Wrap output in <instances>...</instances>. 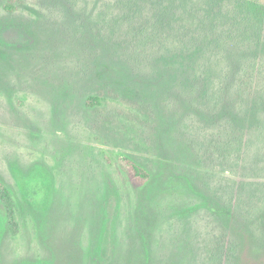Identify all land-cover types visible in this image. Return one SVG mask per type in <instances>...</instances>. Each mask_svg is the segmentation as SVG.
<instances>
[{"label": "rangeland", "instance_id": "1", "mask_svg": "<svg viewBox=\"0 0 264 264\" xmlns=\"http://www.w3.org/2000/svg\"><path fill=\"white\" fill-rule=\"evenodd\" d=\"M152 9L150 1L0 0V181L17 217L12 226L0 198V264H204L213 219L238 242L235 264H264V216L256 226L215 194L221 181L264 176L214 153L216 118L198 102L205 83L176 49L182 20L163 30ZM157 30L168 52L150 37ZM245 35L256 45L257 34ZM261 44L249 56L264 59ZM253 71L234 92L240 100L264 76ZM240 109L217 117L236 119L238 153L264 119V101ZM119 157L150 180L136 186Z\"/></svg>", "mask_w": 264, "mask_h": 264}, {"label": "trees", "instance_id": "2", "mask_svg": "<svg viewBox=\"0 0 264 264\" xmlns=\"http://www.w3.org/2000/svg\"><path fill=\"white\" fill-rule=\"evenodd\" d=\"M120 1L136 5L150 1L153 4L150 18L155 27L159 26L163 30L172 28L173 19L182 20L181 27L177 31L173 29L174 39L178 40V43L175 42L176 49L185 53L192 71L205 83L198 102L207 108L205 110L210 114L211 120L216 118L211 131L214 153L219 155L224 164L233 163L236 166L247 162L244 166L250 165L251 170L258 172L257 176H264V119L251 131V136L244 140L246 146L241 153L237 152V141H233L237 134L236 119L217 121L224 107L237 105L245 112L253 103L264 101V76L263 79L253 77L249 84L250 90L255 92L241 95V100L236 96L240 93L242 82L252 78L253 68L260 71L264 69L263 58L249 56L256 48L262 47L261 43L264 42V0H170L168 5L159 2L161 6L158 7V4L153 3L154 0ZM148 8L144 6L143 11ZM249 30L258 35L256 45L251 35H245L250 33ZM165 34L166 31L157 30L150 37L153 40L160 39V45L168 52L171 47L168 46L170 41ZM244 35L249 37L247 41ZM198 90H202V87L199 86ZM250 95L251 99L247 100ZM88 104L91 102L88 101ZM226 120L228 126L224 127ZM119 161L136 186H144L150 180V173L132 159L119 157ZM215 194L226 212L256 226L262 223L264 181H221L216 185ZM0 198L4 200L8 220L14 226L17 222L14 202L9 189L1 181ZM199 234L200 232L198 236ZM204 238V245L209 251L202 253L203 255L196 253L198 256L205 255L202 260L204 264H235L239 245L221 221H208Z\"/></svg>", "mask_w": 264, "mask_h": 264}]
</instances>
